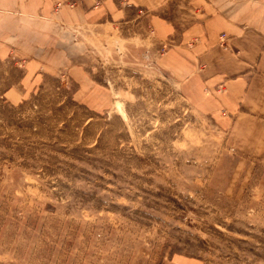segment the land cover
Segmentation results:
<instances>
[{
	"label": "rangeland",
	"instance_id": "rangeland-1",
	"mask_svg": "<svg viewBox=\"0 0 264 264\" xmlns=\"http://www.w3.org/2000/svg\"><path fill=\"white\" fill-rule=\"evenodd\" d=\"M227 5L131 7L0 59V264H264V116L226 98L264 0L208 16Z\"/></svg>",
	"mask_w": 264,
	"mask_h": 264
},
{
	"label": "crops",
	"instance_id": "crops-1",
	"mask_svg": "<svg viewBox=\"0 0 264 264\" xmlns=\"http://www.w3.org/2000/svg\"><path fill=\"white\" fill-rule=\"evenodd\" d=\"M65 1L68 0H0V59H6L12 50L23 51L40 48L43 39L45 37L49 40L52 37L55 38V33L59 31L60 27L78 25L102 27L110 22L121 23L126 13L129 12L127 9L133 7V9L136 7L156 8L163 6L169 0H100L101 4L97 5L95 4L96 0H74L75 3L72 7H60L61 3ZM201 1L204 3L217 1L228 4L220 9L210 6L212 8L210 13L215 12L208 15L211 18L235 16L232 12L233 9L229 8V3L236 0ZM56 4L59 6L56 7ZM168 25L166 21L162 22L164 28ZM247 46L248 49L261 50V54H258L257 51L255 54L257 70H254L253 65L245 63V66H249V68L244 67L236 71L237 76L231 78L234 83V93L230 98L226 96L229 99L227 108L229 112L239 113V116L247 115L249 118L257 119L264 116V69H260L264 58V35L257 38L255 45L249 41ZM202 66L204 67L205 64ZM223 66L221 65V67ZM224 69L230 70L229 67Z\"/></svg>",
	"mask_w": 264,
	"mask_h": 264
},
{
	"label": "built area",
	"instance_id": "built-area-1",
	"mask_svg": "<svg viewBox=\"0 0 264 264\" xmlns=\"http://www.w3.org/2000/svg\"><path fill=\"white\" fill-rule=\"evenodd\" d=\"M59 6V4H56V7H58Z\"/></svg>",
	"mask_w": 264,
	"mask_h": 264
}]
</instances>
